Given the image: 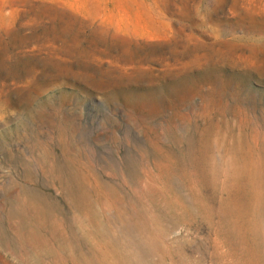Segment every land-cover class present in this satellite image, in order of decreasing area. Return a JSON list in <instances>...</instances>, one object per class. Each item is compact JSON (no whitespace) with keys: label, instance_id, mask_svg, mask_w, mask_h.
<instances>
[{"label":"rangeland","instance_id":"1","mask_svg":"<svg viewBox=\"0 0 264 264\" xmlns=\"http://www.w3.org/2000/svg\"><path fill=\"white\" fill-rule=\"evenodd\" d=\"M0 264H264V0H0Z\"/></svg>","mask_w":264,"mask_h":264},{"label":"bare ground","instance_id":"2","mask_svg":"<svg viewBox=\"0 0 264 264\" xmlns=\"http://www.w3.org/2000/svg\"><path fill=\"white\" fill-rule=\"evenodd\" d=\"M251 206V204L249 205V207ZM247 208V207H246ZM244 209V208H243ZM249 209V208H248ZM245 211H246V209H245ZM248 212H250V211H248ZM247 214V213H246ZM248 216V215H247ZM249 219V218H248Z\"/></svg>","mask_w":264,"mask_h":264}]
</instances>
